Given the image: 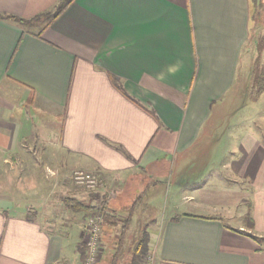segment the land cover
Instances as JSON below:
<instances>
[{"label": "crops", "instance_id": "1", "mask_svg": "<svg viewBox=\"0 0 264 264\" xmlns=\"http://www.w3.org/2000/svg\"><path fill=\"white\" fill-rule=\"evenodd\" d=\"M63 1L0 0V191L12 192L0 193V264L85 263L92 211L66 197L104 202L100 264H139L145 233L154 264H264V119L209 188L180 185L140 224L170 171L213 163L217 109L245 66L264 68V51L245 58L252 0H74L48 25ZM76 170L105 187H76Z\"/></svg>", "mask_w": 264, "mask_h": 264}, {"label": "rangeland", "instance_id": "2", "mask_svg": "<svg viewBox=\"0 0 264 264\" xmlns=\"http://www.w3.org/2000/svg\"><path fill=\"white\" fill-rule=\"evenodd\" d=\"M261 4L262 5L259 9V12L262 16L261 21H253L251 42L248 44L247 50L245 51V58L251 61L250 66L253 64L254 60L258 58V55L263 54V52L260 53L258 50V43H260L261 39L264 41V0H262ZM256 9L257 8L253 3V16L255 13L257 14ZM256 14L255 16H257ZM255 64L253 65V68L251 67L252 70H248L247 66H245V70L243 69L244 71L242 70L244 74L237 82L236 93L228 97L229 99L233 98V101L230 102V100L227 99L225 104L217 109L216 115L214 117L216 123L214 124L216 129L214 137L217 142L212 149L214 158L212 161L213 165H205L204 168L200 167L194 172H190L186 175L180 174L178 169H176L174 173L170 171L168 174V180H165V185H167L166 183L168 181L169 185L174 183L173 187L170 189H159L155 192V194L150 195L151 197L146 199V201L148 199V201H153V206L146 209L145 215L143 214V219L140 222L142 226L147 227L151 224V220L160 219V217L166 214L167 209L172 208L174 201L176 200L175 193L180 190V185L190 183L198 184L200 187L207 186L209 188V184L216 178V176L213 174L214 171L211 168L217 167L218 164L222 162H229L235 153L236 155L238 154V151L240 150L239 148L242 145L244 139L248 137V132L260 131L262 129V122L264 119V92H259L258 89L260 86L256 83V80H254L255 77L253 70ZM53 140L56 141L57 138L54 136ZM52 145L53 148L56 147L55 144ZM206 168H208L207 171H205ZM199 173H201V176H198ZM9 177L11 176H8V178ZM0 182V187L3 186L2 188L5 187V189L9 187V184H7L8 181L4 183L3 178H0ZM187 192L191 193L192 191L189 190ZM0 193L11 195L12 192L1 190ZM208 197L210 198V196ZM212 199L213 197H211L210 200ZM43 202L44 203H42V205H48L46 199H44ZM179 204L181 205L182 202ZM253 205L254 200L252 199L251 207H254ZM239 219V216H236L232 219L230 218L225 220L227 221L228 225L232 227H238L240 223ZM48 227L50 229H55L51 224H49ZM58 228L59 227L56 229ZM262 243L264 244V240Z\"/></svg>", "mask_w": 264, "mask_h": 264}, {"label": "built area", "instance_id": "3", "mask_svg": "<svg viewBox=\"0 0 264 264\" xmlns=\"http://www.w3.org/2000/svg\"><path fill=\"white\" fill-rule=\"evenodd\" d=\"M72 180L76 187L92 192L102 190L105 187L104 180L100 175L84 170L75 171L72 176ZM103 220L104 214L102 212L90 213L87 217L84 241L87 256L84 264H100L103 258ZM154 261V252L149 250L141 257L139 264H154Z\"/></svg>", "mask_w": 264, "mask_h": 264}, {"label": "trees", "instance_id": "4", "mask_svg": "<svg viewBox=\"0 0 264 264\" xmlns=\"http://www.w3.org/2000/svg\"><path fill=\"white\" fill-rule=\"evenodd\" d=\"M73 1L74 0H64L63 2L60 3V5L58 6V8L56 9L55 12L45 14V17L50 20L48 25L52 24L60 15H62V13L69 7V5ZM252 3H254V5L257 8L256 9L257 14L255 13L257 16H255V14H254L253 21L254 22H260L262 16L259 12V9L262 5L261 4L262 0H252ZM7 19H13L14 21L19 22L22 26H25V27H29L30 25H32L34 23V21L39 20V18H36L34 21H32V20L26 21V20H20L17 18H13V17H7ZM262 41H263V39H261L260 43H258V50L260 53H262L264 51V41L263 42ZM253 74L255 77L254 80H256V83L260 86L258 89L259 92L263 93L264 92V68L261 65L260 59H258L256 64H255ZM63 201L65 203V206L67 208L71 209L72 211L85 212V213H87L89 211H92L91 213H99V212H102L103 214L105 213V205H104L103 201L100 202V204H98L99 206H96V207H89V206L79 202L77 199L71 198V197H66V198H64ZM29 213L35 214V212L33 210H30ZM245 222L251 229L254 227V220L251 216V213H249L246 216ZM144 237L145 238L141 239V242H140L139 247H138L137 257L139 259H141V257L149 251L148 234L145 233Z\"/></svg>", "mask_w": 264, "mask_h": 264}]
</instances>
